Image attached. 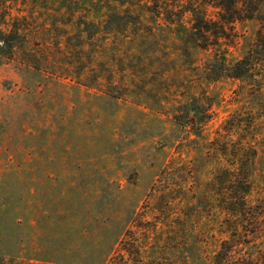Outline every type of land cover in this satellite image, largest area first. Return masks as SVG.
Returning <instances> with one entry per match:
<instances>
[{"label": "rangeland", "instance_id": "374dc122", "mask_svg": "<svg viewBox=\"0 0 264 264\" xmlns=\"http://www.w3.org/2000/svg\"><path fill=\"white\" fill-rule=\"evenodd\" d=\"M10 1L30 26L33 55L0 56V263L78 264L71 255L84 247L85 264H264V101L231 78L189 87L188 69L200 70L172 33L169 55L152 56L162 71L144 70L148 80L126 89L130 71L120 61L128 57L102 46L112 40L93 38L79 61L66 50L78 35H58L68 9ZM162 4L178 9L175 0ZM87 7L90 21L106 15ZM235 29L231 57L242 55L260 21ZM210 54L196 50L197 64ZM201 89L211 118L194 129L175 109ZM230 118L243 120L228 122L242 131L223 132Z\"/></svg>", "mask_w": 264, "mask_h": 264}, {"label": "trees", "instance_id": "16d2710c", "mask_svg": "<svg viewBox=\"0 0 264 264\" xmlns=\"http://www.w3.org/2000/svg\"><path fill=\"white\" fill-rule=\"evenodd\" d=\"M31 1L37 3L40 0ZM55 1L68 9L70 14L68 18L63 19L64 27L58 35H78L79 41L73 46L67 44L66 50H74V57L79 61L82 58L81 53L85 51V45L89 42L92 45L93 38L104 42L112 40L110 45H102L104 49L106 46L112 49V57L125 52L127 61L120 62L122 67L124 66V72L130 71L128 80L131 83L123 82L126 89L131 87L130 84L137 87V84H143L141 82L148 80L150 75L148 72L144 73V70L148 69L151 76L162 71L158 69L161 66L163 68V64L161 61L153 63L152 56L169 55L165 38L172 33L179 38L176 49L183 59L189 61L190 68L195 66V71L200 70L197 74L193 69H188L191 73L189 87L195 88L197 83L214 82L222 78L241 80L249 88L252 101L262 106L264 101V11H260V4L263 0H175L177 11L165 8L162 4L164 0ZM181 1L183 3H179ZM10 3V0H0V56L11 58L15 55V51L20 50L19 54L25 61L33 55L26 48V35H30L31 29L25 23L26 17L12 15ZM83 4L89 6L87 10L91 8L99 12L104 9L105 17L97 22L88 20L81 9ZM210 8H214L216 12L213 17L208 14ZM186 13L191 14L188 25L185 23ZM74 17L75 20H73ZM256 17L260 21V29L255 38L241 56L231 57V47L239 43L235 24ZM68 26L74 29V33L70 32ZM111 46H115V49ZM196 50L210 51L211 54L199 65L198 59L194 56ZM133 62L139 63L137 67L130 65ZM111 76L113 77L114 74ZM212 104V99L206 90L201 89L197 93L189 94L186 102L178 105L175 109V118H183L182 122L191 124L194 129L198 128L210 120ZM225 122L223 132L242 131L238 125L236 127L234 125L233 129L228 127V122L242 124L243 120L230 118ZM237 127L238 129L235 130ZM197 134L200 132L197 131ZM247 145L251 146L252 141ZM83 248L71 255L72 257L74 254L81 256L82 259L78 260V264H85L90 254L89 248L80 252ZM61 252L66 253L64 247L61 248ZM3 261L0 264H3ZM5 262L6 264H35L25 260L18 261L16 258ZM69 263L72 264V260L66 259L63 264Z\"/></svg>", "mask_w": 264, "mask_h": 264}]
</instances>
